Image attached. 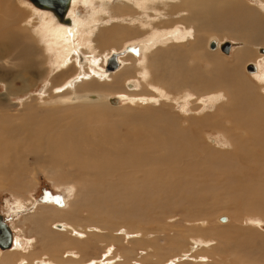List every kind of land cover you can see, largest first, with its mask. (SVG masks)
<instances>
[{
	"label": "rangeland",
	"instance_id": "374dc122",
	"mask_svg": "<svg viewBox=\"0 0 264 264\" xmlns=\"http://www.w3.org/2000/svg\"><path fill=\"white\" fill-rule=\"evenodd\" d=\"M119 1L120 0H111L110 4H105L106 0H90V2H87V0H78L77 4H75V8L81 15L77 16V18L79 20L82 19V23L91 21V19H93L91 15L95 13L97 9L103 6L104 11L106 10L110 12V7L113 8L112 6H116L117 3H120ZM244 1L251 4L253 7H259L261 5L258 6L256 0ZM15 2L16 5L18 4L19 11L23 15L22 20L16 25V27H24L23 24L27 26L26 31L29 33L31 41L38 47V49H41L46 58V63L44 66V74L41 77L36 78V80L32 79L26 81L28 85L22 90L20 89V87H22L21 84H23L22 80L17 78L15 74H12V76L7 75V72H16V70L19 69V65L24 63V61L22 60L21 63L20 60L16 58V51L11 52V56L6 55L5 57L7 58L0 59V113L1 110L8 109L9 113H12L18 118L15 120L17 125L22 124L23 128H28L32 131L30 136L26 135L27 138H25L24 130L19 131L16 134V138L10 142L9 149L11 150L8 152L9 156L6 158H0V214H3L5 220L12 224L16 231V239L24 240V244L16 249H7L10 251L3 250V252L0 250V262L3 259V256L8 252L10 255L9 258L11 257L10 253L13 252L12 254H14L16 252L12 259L15 264L21 259L25 260V264H28V259L31 258L39 260L42 259L43 256L45 258L53 254H59L62 256L63 254L67 255V252L69 251H74L75 254H79L78 257L82 256L83 258L77 259V261L73 262L66 257L62 261V264H76L77 262L89 263L91 260H100L103 262V259H106L104 258L105 255H107V258L113 255V258L117 260L116 264H264V228L257 227L258 221L264 222V205H262L264 204V172H262L260 168L255 167L257 162L250 164L248 161L235 159V157L231 160L226 158L228 156L222 155L221 153L233 149L230 138L225 136V133L221 130L208 128V130L206 129L200 137L198 136L201 142L207 146V149L213 150V152L205 154L207 162L203 160L204 156L199 159H202L205 164H201L196 156L191 157L189 162L186 163L192 161L191 163L197 165L192 168L196 170L193 174H190L191 176L189 175L191 179L189 176L188 178L183 177L184 180H182V182L174 183L168 188L169 185L165 184L167 183L166 179H164L165 175L179 178V175L180 173L182 174V172L177 169L174 164L183 159L174 158L177 160L174 162L171 158L169 162H163V160L158 157V151H155L154 148L153 138L156 133L163 132V129L155 128L158 124V118H155L150 122L144 119L135 120L132 116L133 113H151L150 110L157 109L180 113L182 115L181 117L186 121L187 118L193 115L197 117L199 116L198 118L209 117L217 111L218 108L216 109V107L221 104L217 103V106L215 103H210L209 96L212 95V93H209V91L205 92L206 90H204L203 99L201 101L204 105L199 108L197 112H194V98H192V95L187 98L186 105H182L183 100H172L173 102L171 101L170 104L173 106V109L171 110V107H165L168 104H163V101H161L162 104H160V102L156 103V106L142 105V103L137 104L132 102L130 100L131 98L128 97L130 95L126 94V92L130 91L125 86L126 79H123L120 81L121 85L118 90L106 91V89L109 88L108 86L103 90L98 87L96 88L98 90L89 89L94 92L95 90H101V92L105 90L104 94L109 93L110 97L117 95L119 97L121 94H124L123 96L125 99L121 98L122 100L120 99V103L116 106L109 103V101L103 102L107 105L109 104L108 106L110 107L121 108V114L115 112H103L102 119L104 120L100 118V113L96 111L84 115L83 113L85 112H82L81 110L88 104H79L81 102L73 103L71 109L60 106L53 107L51 104L47 105V100L54 98L52 97L53 93L56 94L60 89L62 93H69L72 91L66 80L75 76V74H73L75 68L69 67L71 65V63H69L66 70L64 68L62 69V65H58L57 62V59H59L56 54L57 52H51L55 48L49 47L45 41H41L35 34L34 29L36 28H34V26L44 28V22L40 24L41 21H46L49 16L53 14L49 13V15L44 11L35 8L29 0H15ZM24 18L26 21L30 19L32 20L28 22L24 20V22H22ZM107 19L105 21L106 23L104 22V24H102L104 27L109 26L108 28H111L116 22H118V24L124 23L120 20V17H113L112 15H109ZM35 22H37L38 25ZM125 25L128 24L125 23ZM82 27L83 26L80 24V37L78 40L85 37ZM175 27L176 26L172 27V29ZM178 27L180 28V31L176 30L177 32L175 31V34L181 36L186 31L185 25L178 24ZM114 28L116 27L114 26ZM128 28L133 30L131 26ZM163 29L166 30V28ZM157 30H160V28H157ZM96 32L99 33L97 34ZM96 32L94 35V38L96 37L95 42L93 39L87 40V43H94V47H96V44L101 45L102 40L106 39L108 36L106 32L100 29ZM178 33H180V35ZM81 35H83L82 38ZM147 35L148 34L142 37H136L137 35L132 36L127 39L125 43H121V36L119 39H116L117 37H115L113 40L114 42L105 46V52L111 53L127 50L128 52L125 53L123 57H127L131 54L142 60L143 54L139 51V48L143 44L142 40L149 36ZM222 39L233 42V49L230 54H226L220 50L217 51L221 54L229 55L227 57L229 61H232V59L234 60V53L240 48H244V44L236 38L229 36H224ZM260 43L246 46L253 49L254 55H251V58L249 57L250 59H245L246 61L242 63L243 65L241 64L239 75L240 73L242 75L240 76L243 77V74L245 73L247 76L254 77L255 79L264 74V53L259 50V47H264V40ZM44 46L48 47L44 48ZM129 47L132 48V51L128 50ZM102 48L103 47L100 46L96 49L100 51ZM88 49L90 50V48ZM211 52L212 51L207 47L204 49V53L206 54ZM54 54H56V57ZM91 60H93V58H91ZM59 61L61 62V60ZM249 62H255L258 64L259 67L256 73L248 71L247 66ZM188 63L189 62H185V65L187 66ZM144 65L145 68H147L146 64ZM98 66L100 65H94V69L92 70L103 71V68ZM243 66L245 67L243 68ZM140 73H142V70ZM94 78L97 79L98 77L96 74L94 77L93 72V74L87 79L92 80ZM97 80L100 79L98 78ZM107 81L112 83V79L111 81L106 80V82ZM254 81H257V79ZM10 84L14 85L11 93L8 94ZM256 86L259 85L257 84ZM124 90H126V92H124ZM151 91L155 93L154 95L160 94L159 96H161L163 93L168 95V90H165L164 88L159 89L158 85H155V87L153 86ZM189 92L191 94L193 93L192 91ZM133 93L138 94L134 95L135 97H147L145 92L140 94L138 91H135ZM214 107L215 109H213ZM83 125H86L89 130L88 128L83 127ZM101 125L106 127L102 128ZM6 127H8V124L0 117V131ZM39 130H41L42 138H44L43 134H46L51 141L57 140L62 136V133L66 135L65 139L67 142L77 141V139L86 141L82 146L83 151H87L89 148L96 150L102 145V143L106 149L115 148L121 141V169L116 168L111 170L109 174L106 173L107 175H104V178L95 177L98 170H109L110 168H113L112 165L115 163H111V165L101 168V164L99 163L105 161L106 158L111 159V161H118L117 158H113L114 156L103 157L102 154L104 153V149H99L96 152L97 156H93V161L78 160L79 157L73 156L76 155V152L72 153V156L63 155L61 154V152H64L62 148L55 149V153H52V155L47 154L46 151H43V153H40L39 151H31L29 150V145H41V143H38V141H41ZM107 131H112L110 132L111 143L105 141V133ZM195 132L199 131L196 130ZM160 139H162V137ZM160 146L163 150L166 149L168 147L167 141L162 142L160 140ZM254 149L255 148H252V150ZM246 150L248 151V149ZM139 152L143 158L140 161L133 163L135 160V158H133L135 157L134 155L136 153L139 154ZM176 154L181 155V150L176 152L175 148L173 155L176 156ZM252 158L255 159L254 156H252ZM88 162L89 166L87 167L86 164ZM233 162L242 167L243 173L250 171V177H246V181L249 183L248 185L251 189V193H248V190L247 192L244 191L243 188L245 183L243 181L240 183H234L235 180L231 179L228 176L229 174H227L228 172L223 170V168L227 166V163ZM261 162L264 164V159ZM198 164L200 165L198 166ZM136 165L140 166L139 170ZM52 166L54 167L53 170L51 169ZM250 166H253L251 170L249 169ZM161 168L164 169L162 170ZM207 169L209 170L206 171ZM154 170L159 173L151 175ZM197 170L198 174L201 173V176L197 174ZM53 171H57V174H54ZM229 172L231 173L230 170ZM164 173L165 175L162 176ZM184 174L187 175V172ZM231 174L233 176L235 175L233 173ZM158 175L161 177V180L155 182L152 181L154 178H157ZM159 176L158 178H160ZM107 187H114L116 190L109 191L107 190ZM199 189H202L203 191H200ZM256 191L261 192H259V195L263 198V203L259 201L257 193H255ZM107 194L109 195V198H107ZM170 198H173L171 200L173 204H183V206L188 205L187 207L191 208L185 209L183 207H174L169 211L168 199ZM182 198L185 199V201H183ZM178 199L182 201L180 202ZM109 202L118 203L115 209L112 208L108 210L112 213V217L104 211L95 210V206L102 209V207H106ZM252 203H255L257 207H253L251 205ZM75 204L77 205L73 207ZM92 204H94V206H92ZM151 204H154V206H151ZM19 205H23L24 207L19 209ZM258 206H261L262 208H259ZM156 207H163L164 210H156ZM45 208L57 211V213H52L54 216H49L51 219L49 226L52 238L54 240L60 238L56 240L59 243L62 240H67L69 238L72 240L73 244H66L61 248L54 249L43 245L41 242V236L37 233V229L34 227L33 222L29 221L28 218L31 216V213ZM60 209H63L64 212L61 213ZM72 210H76L75 216H71ZM60 215H62V217H60ZM105 220L108 222L104 223L103 221ZM253 221L255 222L253 223ZM57 224H63L74 230L66 228L61 230V228L57 227ZM91 229H95L96 231L90 232L89 230ZM186 229H191V232L189 231L186 233ZM20 230H22V234L20 233ZM73 231H76V236L75 234H72ZM58 233L60 236H55ZM174 234L181 235L183 240L180 242L188 247L192 246L193 242L202 245L199 241L209 240L213 245L212 250L214 252L216 250L217 252L212 254L211 249H209L211 252L208 250L204 251L203 254L206 257H201L206 259L205 262L199 257V259L196 258L194 253L189 254L188 252L180 254L181 248L175 249L176 247H180V242L178 246H175L170 241V239L174 240ZM184 234H187V238L183 236ZM190 237L193 239H190ZM84 241H90V244L85 243ZM154 241H157L160 246L158 255L153 252L149 253V249L145 248L149 242L153 245ZM175 253L178 254L174 257H170Z\"/></svg>",
	"mask_w": 264,
	"mask_h": 264
},
{
	"label": "bare ground",
	"instance_id": "6f19581e",
	"mask_svg": "<svg viewBox=\"0 0 264 264\" xmlns=\"http://www.w3.org/2000/svg\"><path fill=\"white\" fill-rule=\"evenodd\" d=\"M29 1L32 3V5L35 8L44 11L47 14L49 13L53 14L51 16H49L50 15L49 14L48 15L49 18L46 21L42 19L43 21H41L40 24L44 22L43 24V26L45 25L44 28H39L34 26V28H36L34 30L37 38H39L41 41H45L49 47L55 48L51 52L52 53L55 51L57 52L56 54L57 57H59V59H57L58 61L57 60L56 61L58 62V65H62L61 67L62 69L64 68L66 70L67 66H69V63H71L69 67L75 68V72L73 73L75 74V76L73 78H68L66 80L67 83H69V86L71 87L72 91L69 92L67 90L69 93H62L61 89L59 91L55 90L58 91L59 93L58 92L56 94L53 93L52 97L54 98L47 100L46 103L47 105L51 104V106L53 107L60 106L71 109V105L73 103L81 102L79 104H88L85 105L86 107H83L81 110L82 112H85L83 113L84 115L96 111L100 113L101 119L103 118V114H102L103 112H107V113L115 112L121 114V108L112 107V106L110 107L108 106L109 104L107 105L103 103L108 101L110 103V99L113 97H110L109 93L104 94L105 90L103 92H101V90L106 89L107 86L109 88H107L106 91L118 90L121 85L120 81L126 79L125 86L130 91L127 90L128 92H126V90H124V92H126V94L131 96L128 97L131 98L130 100L134 103L137 104L142 103V105L156 106V103L160 102V104H162L161 101H163V104L165 103L168 104L165 107L169 106L171 107L172 110L173 106L170 104L172 100L175 101L176 99L177 101L183 100L182 105L183 104L186 105L187 98L192 95V98H194L193 99L194 112H197V110L204 105L202 104L201 101L203 99V92L204 90H206L205 92L209 91V93H212V95L209 96L210 103H215L217 106H218L217 103H221L218 107H216V109L218 108L217 111L215 110L216 112L211 116L208 115L209 117L198 118L199 116L197 117L193 115L187 118L186 121L181 117L182 115L180 113L170 112L166 110H157V109L150 110L151 113L148 112H143L139 114L131 113L132 116L135 118V120L144 119L152 122L155 118H158V122H157L158 124L155 126V128L163 129V132L158 134L156 133L155 137L153 136L152 137L154 138L155 151H158L157 152L158 157L161 160H163V162L165 161L169 162L171 158L174 162L177 161L174 158L183 159L180 160V162L183 163L177 162L174 164V166L177 169L181 170L182 174L179 172L180 175L177 174L179 175V178L178 177L174 178V177L166 176L165 175L166 172H165L162 175V176L165 175L164 179H166L168 183L165 184L169 185L168 186L169 188L170 185L172 186L174 183L182 182V180H184L183 177L188 178L190 174H193L195 172L196 169H192V168L197 165L191 163L192 161L190 163H186L189 162L191 157L196 156L201 164H205V162H203L202 159L199 158L200 157L202 158L204 156L203 160L206 161L205 154H207L208 152L209 153L213 152V150L207 149L206 148L207 146L201 142L199 137L203 134V132H205L206 129L208 130V128L221 130L222 132L225 133L224 134L225 136L230 138L233 149L231 151L222 152L221 153L222 155L228 156L226 158L230 160L235 157V159L248 161L250 164L253 162H257L255 167L260 168L262 172H264L263 170L264 164L263 162H261L264 159V93H263L264 74L262 76L260 75V77L258 76L259 75L258 74L257 75L258 77L255 78L257 79V81H254L255 80L254 77L253 78L249 77L245 73L243 74V77L240 76L242 75L241 73L239 75L241 64L246 61L245 59L247 58L250 59L251 55H254L253 49L252 48L250 49L249 47L246 46L247 45L252 46L254 44H258L262 40H264V0H260L261 2L259 0L258 1L256 0L258 6L261 4L259 6L260 9L259 7L251 6V4L247 3L244 0H120L119 1L120 3H117L116 6H112L113 8L110 7L109 9L110 12L106 10L104 11L103 6L100 7L99 9L96 10L95 13L93 14L91 13L93 19H91V21H86L84 23L81 22L82 19L79 20L77 18V16L81 15L80 12L76 11L75 8V4H77L78 0H71L69 9L67 10L66 13L67 19L64 21H61L52 10L47 8H42L36 5L33 1L31 0ZM88 1L90 2V0H87V2ZM110 2L111 0H106L105 4H110ZM109 15H112L113 17H120L121 18L120 20H122L124 23L118 24V22L115 21L116 24H113L111 28H108L109 26L104 27L102 24H104V22L109 17ZM22 18L23 15L20 13L18 4L16 5L15 0H0V59L7 58L5 57L6 55L9 56L11 52L16 51V58L19 59L21 63L22 60L24 61V63L19 65V69H17L16 72L14 73L12 71L7 72V75L12 76V74H15L17 78H20L22 80L23 84H21L22 87H20V89L23 90L28 85L26 81L32 79L36 80V78L41 77L44 74V70H45L44 66L46 63V58L43 52L41 51V49H38V47L34 45V43L31 41L30 35L26 31L27 26L23 24L24 27L21 28L19 26L16 27V25L19 24ZM24 20L25 18L23 19L22 22H24ZM30 20L27 21L25 20V21L28 22ZM35 23L37 24V22ZM125 23H127L128 25H125ZM80 24L83 26L82 28L85 36L84 38H82L83 35H81L82 41L78 40L80 37L79 36ZM178 24H181L183 26L185 25L186 31L184 30L185 33H183L181 36L175 34L176 30L180 31ZM114 26L116 28H114ZM130 26L131 28H133V30H130V28H128ZM174 26L176 27L172 29V27ZM161 27L166 28V30ZM157 28H160V30H157ZM98 29L106 32L108 36L106 39L102 40V42L100 40L101 45L96 44L95 45L96 47H94L93 46L94 43H87L88 42L87 40L93 39V41L95 42L96 37L94 38V35L97 33L96 31ZM146 34H148L149 36L147 35L148 37L142 40L143 44L139 48L140 49L139 51L143 54L142 60L132 56L131 54H129L127 57H123L125 53L128 52L127 50L124 51L121 50L118 52L115 51L111 53L105 52L106 51L104 49L105 46L107 44H111L112 42H114L113 40L115 39V37H117L116 39H119V37L121 36V43H125L127 39L131 38L132 36L137 35L136 37H142ZM178 34L180 35V33ZM224 36L236 38L237 40L241 41V43L244 44V48H240L239 50H237L234 53V56L232 54V56L234 57V60L232 59V61H229L227 59L229 55H225L223 53L221 54L217 51L220 50L222 52H225L226 54H230L231 50L233 49L234 43L229 40L222 39V37ZM225 42L230 43L229 50L227 51L223 49ZM48 46H44V48H47ZM100 46L103 48L102 50L99 51L96 48ZM206 47L212 52L208 54L204 53V49H206ZM88 48H90V50ZM261 48L264 47H259L260 52H262ZM131 49L132 48L130 47L128 48V50ZM114 53H116L118 56L119 66L115 69H106L108 62L112 58ZM56 54H54V56ZM91 58H93V60H91ZM59 60H61V62ZM185 62H189L187 66L185 65ZM98 64L100 65L98 67L103 68V71L92 70L94 69V65H98ZM144 64H146L147 68H145ZM244 67L245 66H243V68ZM258 67L259 66L257 63L249 62L247 69L249 72L256 73ZM141 70L142 73H140ZM93 72H94V77L96 74L100 80H97L98 78L97 79L94 78L92 80L87 79L93 74ZM109 74H113V75H109ZM105 79L110 81L112 79L111 81L112 83H109V81H107L108 82L107 83ZM141 80H146V81H141ZM256 83L259 86H256L257 85ZM13 85L11 84L9 85L8 94L11 93ZM155 85H158L159 89L164 88L165 90H168L167 91L168 95H166L165 93L161 94V96H159L160 94L154 95L155 93L152 92L151 89H153V86L155 87ZM97 87L100 88L101 90L96 91L98 90L96 89ZM256 88H260V89H256ZM89 89H96V90L94 92ZM135 91H138V93L140 94L145 92L147 94V97H135L134 95H138L133 93ZM189 91H192L193 93L191 94ZM123 95L124 94H121L119 97L118 95L114 97L118 98L120 103V99L124 98ZM213 109H215V107ZM0 117L3 120H5L6 123L8 124V127L0 131V136H1L0 158L2 157L6 158L7 156H9L8 155L9 150H11L9 149L10 142L13 141L14 138H16V134L19 131L24 130L25 138H27V136H30L32 134V131L28 128H23L22 124L17 125L15 120L18 118L12 113H9L8 109L1 110ZM83 127L88 128L86 125H83ZM101 127L105 128L106 126L101 125ZM196 130L199 132H195ZM110 132L107 131L105 133V141L107 143H111ZM39 135L41 137V141H38V143H41V145H36V146L29 145L30 148L29 150L35 152L39 151L40 153L46 151L47 154L52 155V153L53 154L55 153V149L62 148L64 152H61V154L63 155L70 156L72 153L76 152V155L73 156L79 157L78 160L93 161V156L94 157L97 156L96 152L99 149L100 150L104 149V153L102 154L103 157L106 158V157L114 156L113 158H117L118 161H111V159L106 158L105 161L99 163L101 164V168H104L107 165H111V163H115L114 165H112L113 168H110L109 170H103V169L98 170L96 172L95 177L104 178V175L109 174L111 170L116 168L121 169L122 166L121 141L115 148L106 149L104 148L103 146L104 144L102 143V145L96 150L89 148L87 151H83L82 146L83 143H85L86 141H81L77 139V141L67 142V140L65 139L66 135L63 133L62 136L59 137L57 140L51 141L48 139L46 134H43V137L45 139L42 138L41 130H39ZM161 137L162 139H160ZM160 140L162 142L167 141L168 147L166 149L163 150L161 148ZM175 148H176V152L178 150H181L182 154L181 155L176 154V156H174L173 153ZM252 148L255 149L252 150ZM246 149H248V151ZM134 156L135 157L133 158H135V160L133 161V163L136 161H140L143 158L140 152L139 154L136 153ZM252 156H254L255 159H253ZM199 165L200 164H198V166ZM86 166L87 167L89 166V162L86 164ZM136 166L137 169L139 170L140 166L139 165ZM252 168L253 166L249 167L250 170ZM51 169L53 170L54 167L52 166ZM198 170H197V174H198ZM208 170L209 169H207L206 171ZM223 170L227 171L228 172L227 174H229L228 176L231 179L235 180L234 183L236 182L240 183L243 181L245 183L243 188L244 191L247 192L248 190L249 191L248 193H251V189L249 188L248 185L249 183L246 181V177L248 176L250 177V171H248L247 173L245 172L243 173L242 167L235 162L227 163V166L223 168ZM229 170L231 171V173L235 175L233 176L229 172ZM57 171L55 172L53 171V173L57 174ZM186 172L187 175L184 174ZM154 173L157 174L159 172H156L154 170L153 174L151 173V175H154ZM158 176L157 178H154L152 181L155 182L161 180V177L159 176L160 178H158ZM107 190L115 191L116 189H114V187H107ZM199 190L203 191L202 189ZM259 192L260 191H256L255 193H257V197L259 198V201L263 203V198L259 195ZM107 198H109L108 194H107ZM173 198L168 199L169 211L172 210V208L174 207H180V208L183 207L185 209L191 208V207H187L188 205L183 206V204L182 205L173 204L171 201ZM178 200L180 201V199ZM183 201H185V199H183ZM110 203L111 202H109L106 207L104 208L102 207V209L95 206V210L104 211L108 213L110 217H112V213L108 210L112 208L115 209L118 203H111V204ZM94 204H92V206H94ZM76 205L77 204H75L73 207H75ZM251 205L253 207H257L255 203H252ZM151 206H154V204H151ZM23 207H24L23 205H19V209ZM60 210L61 213L64 212L63 209ZM156 210H164V209L163 207H156ZM53 212L57 213V211L51 210L50 208H45L43 210L31 213V216L28 218L29 221L33 222L34 227L37 229V233L41 236V242L43 243L44 246L53 249L61 248L66 244H73L72 240L69 238L67 240H62L60 243L56 241L60 238H57L56 240L52 238L50 234V226H49L51 219L49 218V216L53 215L54 214ZM75 215H76V210H72L71 216H75ZM60 217H62V215H60ZM103 222L105 223L108 221L105 220ZM254 222L255 221H253V223ZM258 226L264 228V222L258 221L257 227ZM57 227L61 228V230L62 229L64 230L65 228L71 229L70 227H66L63 224H57ZM21 231L22 230H20V233ZM89 231L93 232L96 230L91 229ZM189 231L191 232V229L185 230L186 233ZM75 232L76 231H73L72 234H75L76 236L77 233ZM55 236L59 237L60 235L58 233ZM174 236H175L174 240L170 239V241L173 243V245L178 246L179 242L183 240V237L179 234H174ZM183 236L187 238V234H184ZM16 238L13 236L12 247L8 249L10 250L12 248L16 249L19 246H22V244H24L23 243L24 240L22 241V239H16ZM190 239L193 238L190 237ZM84 242L90 244V241L89 242L84 241ZM199 243H201L202 245L193 242V245L188 247L187 245H183V243L180 242V247H176V248L174 247V248L175 249L181 248L180 254L188 253V252L189 254L194 253V256L196 258L199 257L205 262L206 259L204 257L206 256L203 254V252L207 250L211 252L209 249L212 250L213 245L210 243L209 240L208 241L201 240L199 241ZM145 248L149 249V253L153 252L156 253L157 255L159 254L158 250L160 246L157 241H154L153 245L150 244L149 242V244H147ZM0 250H2L3 252V250H7V249H2L0 247ZM215 252L217 251L215 250ZM215 252L212 250V254H215ZM12 253H10L11 254L10 258H9L10 256L9 252L6 253L3 256V259L1 260L0 264H15L14 260L12 259L16 252L14 254ZM177 254L178 253H175L170 257H174ZM67 255L63 254L62 257L59 254L58 255L53 254L51 256H47V258L43 256V258L45 259L42 258L39 260L31 258L28 259V264H62V261L66 257L67 259L73 262L77 261V259L83 258L82 256L78 257L79 254H75L74 251L67 252ZM201 256L204 257L202 258ZM104 258L106 259H103L104 260L103 262H101L100 260L98 261L91 260L89 261V263L77 262L76 264H116L117 260L113 258V255H111L109 258H107V255H105ZM17 264H25V260L21 259L18 261Z\"/></svg>",
	"mask_w": 264,
	"mask_h": 264
},
{
	"label": "water",
	"instance_id": "95a60500",
	"mask_svg": "<svg viewBox=\"0 0 264 264\" xmlns=\"http://www.w3.org/2000/svg\"><path fill=\"white\" fill-rule=\"evenodd\" d=\"M36 5L52 10L61 21L66 20V13L69 9L71 0H31ZM230 43L225 42L223 49L229 50ZM264 52V48H261ZM119 66V60L116 53L113 54L112 58L109 60L106 69H115ZM110 103L113 105H118L119 100L116 97L110 99ZM13 244V231L10 225L6 222L3 214H0V247L2 249L11 248Z\"/></svg>",
	"mask_w": 264,
	"mask_h": 264
},
{
	"label": "flooded vegetation",
	"instance_id": "af4514ba",
	"mask_svg": "<svg viewBox=\"0 0 264 264\" xmlns=\"http://www.w3.org/2000/svg\"><path fill=\"white\" fill-rule=\"evenodd\" d=\"M49 202H51V201H49ZM14 209V208H13ZM12 209V210H13ZM5 217V216H4ZM7 222V221H6ZM9 225H10V227L12 228V231H13V236L16 238V236H15V229L13 228V226H12V224L11 223H9V221L7 222Z\"/></svg>",
	"mask_w": 264,
	"mask_h": 264
}]
</instances>
